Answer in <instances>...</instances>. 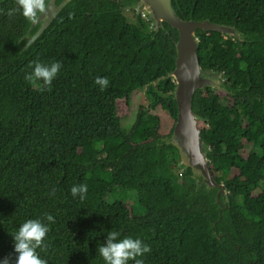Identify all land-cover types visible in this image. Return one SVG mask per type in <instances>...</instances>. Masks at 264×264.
<instances>
[{"label": "trees", "instance_id": "obj_1", "mask_svg": "<svg viewBox=\"0 0 264 264\" xmlns=\"http://www.w3.org/2000/svg\"><path fill=\"white\" fill-rule=\"evenodd\" d=\"M138 2L73 0L23 54V18L0 6V264H15L18 228L29 219L48 224L49 214L47 247L37 250L47 264H105L97 247L111 230L151 247L144 264H264V0H172L184 21L209 20L253 39L198 31L202 68L223 74L228 88L225 96L198 90L193 99L213 177L229 193L217 224L222 240L211 197L195 195L177 149L161 144L154 114L161 109L174 121L170 136L178 31L167 23L155 31L142 15L129 22L123 9ZM37 59L62 65L50 91L24 78ZM97 77L108 78L105 90ZM143 89L148 106L126 131L121 104ZM78 184L88 188L83 201L71 195ZM116 188L134 192L144 214Z\"/></svg>", "mask_w": 264, "mask_h": 264}, {"label": "water", "instance_id": "obj_2", "mask_svg": "<svg viewBox=\"0 0 264 264\" xmlns=\"http://www.w3.org/2000/svg\"><path fill=\"white\" fill-rule=\"evenodd\" d=\"M72 2L73 0H66L57 3V0H49L50 8L47 14L42 15L38 23H30L24 35L18 39L16 46H21L20 54L27 52ZM138 5L147 11L155 31H158L163 23L178 31L176 68L168 75L176 85L174 101L178 107V117L172 134L162 139L161 144L177 149L180 170L185 173L190 170V179L196 185L195 195L204 192L211 197L213 215L218 217L213 228L217 237L222 240V234L217 232V224L231 207L229 193L226 186L218 183L213 177L210 167L211 152L203 141L202 129L199 126L203 119L194 113L193 99L198 90L209 88L216 92L228 93V88L224 84L223 74L216 75L202 68L198 54V31L221 33L241 43H251L253 39L235 27L214 24L209 20L184 21L177 15L172 0H139ZM25 44L28 46L25 47Z\"/></svg>", "mask_w": 264, "mask_h": 264}, {"label": "clouds", "instance_id": "obj_3", "mask_svg": "<svg viewBox=\"0 0 264 264\" xmlns=\"http://www.w3.org/2000/svg\"><path fill=\"white\" fill-rule=\"evenodd\" d=\"M16 8L7 12L9 17L17 11L30 23L39 22L42 15L47 14L50 3L49 0H15ZM28 45L25 44V47ZM62 65L59 62H53L50 65L39 61H33L29 68L31 72L25 74V80L31 84L42 82L41 91L51 90V84L56 78ZM101 91L108 87L109 80L107 77H97L94 81ZM88 188L86 184H78L71 187V195L79 196L83 201L86 198ZM48 224L54 223V217L49 214L45 218ZM48 224L41 219H29L25 221L12 236L14 239V251L17 254L15 264H47L38 254V249H46L44 243L47 233L49 232ZM106 241L97 247V253L102 257L105 264H144L142 257L151 252V247L140 239L125 237L119 239L120 233L116 230L108 231ZM3 264H9L6 258Z\"/></svg>", "mask_w": 264, "mask_h": 264}, {"label": "rangeland", "instance_id": "obj_4", "mask_svg": "<svg viewBox=\"0 0 264 264\" xmlns=\"http://www.w3.org/2000/svg\"><path fill=\"white\" fill-rule=\"evenodd\" d=\"M123 13L127 16L129 22L135 23L136 15H142L145 19H151L146 10H142L140 6L135 4L133 7L126 6L123 9ZM152 21V20H151ZM218 93L227 95L226 92L220 91ZM224 104H228L227 98H223ZM141 106H148V98L146 94V89L140 90L132 94L131 98L121 104L120 115L122 116L121 125L126 130L129 131L136 121V117ZM154 114L160 115L162 119L161 131L160 134L162 137H168L170 134L174 121L166 112L161 109H157ZM251 149L246 150L248 154ZM182 172V171H181ZM116 197L122 199L127 203L136 215H142L145 212V209L138 203L136 195L134 192L126 191L122 189H117Z\"/></svg>", "mask_w": 264, "mask_h": 264}, {"label": "flooded vegetation", "instance_id": "obj_5", "mask_svg": "<svg viewBox=\"0 0 264 264\" xmlns=\"http://www.w3.org/2000/svg\"><path fill=\"white\" fill-rule=\"evenodd\" d=\"M66 0H57V3H62ZM127 0H117L118 3L120 4H123L125 3ZM0 6L1 7H4V8H7L9 6V9H12V8H16L17 5L15 3V0H0ZM5 13V10H1L0 11V14H4ZM15 14H18L19 16H21L23 18V21H24V25H21L20 27H18V30L19 29H22L23 30V33L25 32V29L27 28V24L29 21H27L21 14L19 11H17ZM23 21L21 22V24H23ZM23 36V35H22Z\"/></svg>", "mask_w": 264, "mask_h": 264}]
</instances>
